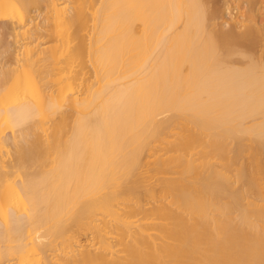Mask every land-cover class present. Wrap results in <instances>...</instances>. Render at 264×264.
I'll list each match as a JSON object with an SVG mask.
<instances>
[{
    "label": "bare ground",
    "instance_id": "1",
    "mask_svg": "<svg viewBox=\"0 0 264 264\" xmlns=\"http://www.w3.org/2000/svg\"><path fill=\"white\" fill-rule=\"evenodd\" d=\"M223 1L0 0V264H264V22Z\"/></svg>",
    "mask_w": 264,
    "mask_h": 264
},
{
    "label": "rangeland",
    "instance_id": "2",
    "mask_svg": "<svg viewBox=\"0 0 264 264\" xmlns=\"http://www.w3.org/2000/svg\"><path fill=\"white\" fill-rule=\"evenodd\" d=\"M239 1H240V3H239ZM239 1L236 3L235 0H229L228 2L232 3V6H233V5L240 4L239 6L242 7V6H243L242 4H243L244 0H239ZM261 1L263 2V3H262V5H263V4H264V0H258L257 5H256L255 7H253V8H250V9H249V12L251 11L250 13H253L254 15L256 14L255 16H257L260 20H263V22H264V19H263L264 17H262V15H264V13H261L262 10H263L264 8H263V6L261 5ZM218 2H219V3H218L219 6H221V5H223V2H224V1H223V0H220V1H219V0H218ZM233 2H234V3H233ZM220 4H221V5H220ZM230 5H231V4H230ZM261 6H262V7H261ZM244 7H245V5L243 6V9H242V10H244V9L246 8V7H245V8H244ZM257 8H258V10L256 11ZM259 8H260V9H259ZM247 9H248V8H247ZM261 9H262V10H261ZM244 11H245V10H244ZM247 11H248V10H247ZM263 12H264V11H263ZM261 17H262V18H261ZM219 22H220V21H219ZM221 22H222V20H221ZM228 27H229V26L227 25L226 28H228ZM9 40L13 42L15 39H14L13 37H11Z\"/></svg>",
    "mask_w": 264,
    "mask_h": 264
}]
</instances>
